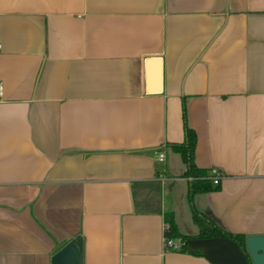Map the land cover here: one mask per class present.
Returning <instances> with one entry per match:
<instances>
[{
    "label": "crops",
    "instance_id": "crops-1",
    "mask_svg": "<svg viewBox=\"0 0 264 264\" xmlns=\"http://www.w3.org/2000/svg\"><path fill=\"white\" fill-rule=\"evenodd\" d=\"M0 82V264L78 234L84 264H213L165 250V212L199 233L184 106L223 173L196 207L264 235V0H0Z\"/></svg>",
    "mask_w": 264,
    "mask_h": 264
},
{
    "label": "trees",
    "instance_id": "trees-1",
    "mask_svg": "<svg viewBox=\"0 0 264 264\" xmlns=\"http://www.w3.org/2000/svg\"><path fill=\"white\" fill-rule=\"evenodd\" d=\"M183 122H184V140L180 143H170L171 148L178 152L184 163L186 164L185 176L189 178L188 197L192 207L193 219L199 226V233L195 236L182 234L177 226L173 213L165 212L164 219L165 227V241L174 240L180 247L179 249L168 248L165 250H179L190 252L196 255H204L202 250H190L187 241L192 238H219L228 237L233 239L239 247L246 253V235L243 233H233L220 227L215 221L209 218L206 214L201 212L195 204V197L199 193H206L213 190L215 187L209 179L207 170L200 169L195 162V150L197 143V135L194 129L188 124L186 107H183ZM249 257V256H248ZM250 261V258H249ZM251 262V261H250Z\"/></svg>",
    "mask_w": 264,
    "mask_h": 264
},
{
    "label": "water",
    "instance_id": "water-1",
    "mask_svg": "<svg viewBox=\"0 0 264 264\" xmlns=\"http://www.w3.org/2000/svg\"><path fill=\"white\" fill-rule=\"evenodd\" d=\"M190 250H202L213 264H264V235L246 238V252L231 238H192ZM250 258V261H249ZM52 264H84V238L78 234L61 243L53 252Z\"/></svg>",
    "mask_w": 264,
    "mask_h": 264
},
{
    "label": "built area",
    "instance_id": "built-area-1",
    "mask_svg": "<svg viewBox=\"0 0 264 264\" xmlns=\"http://www.w3.org/2000/svg\"><path fill=\"white\" fill-rule=\"evenodd\" d=\"M2 89H3V84H2V82H0V95L2 93ZM159 159L164 161L165 154L163 152L159 154ZM206 178L209 179L210 181H212V183L214 185H218V184H220V182L223 178V173L218 168H212L210 173L206 176ZM168 180H169L168 177L162 178L163 183H166ZM165 246L168 248H174V249H179V247H180V245L177 242H175L174 240H166Z\"/></svg>",
    "mask_w": 264,
    "mask_h": 264
}]
</instances>
